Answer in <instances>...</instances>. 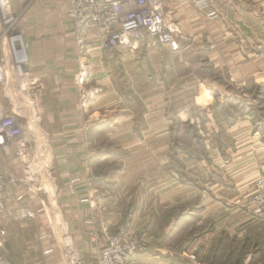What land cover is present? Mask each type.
Segmentation results:
<instances>
[{"label":"crops","instance_id":"1","mask_svg":"<svg viewBox=\"0 0 264 264\" xmlns=\"http://www.w3.org/2000/svg\"><path fill=\"white\" fill-rule=\"evenodd\" d=\"M205 1L207 6L201 7L195 0H166L168 16L184 35L193 39L192 46L184 50V57L178 59L177 52L150 35L133 41L131 46L112 49L125 60L148 54L159 78L144 77L140 68L141 76L131 79L118 80L105 74L102 79H93L101 70L100 65L96 68L94 64L102 59L103 49L98 43L91 45L86 54L90 68L88 80H96L94 86L102 87L90 108L83 110L78 105L75 79L81 55L67 15L68 0H10L17 31L28 49L29 79L27 87L21 88L18 77H14L9 43L6 39L0 41L1 60L13 76L5 87L0 84V115L19 108L27 113L44 134L38 159H45L51 167L49 177L44 172L45 182H51L44 191L36 193L22 184L6 190V210L0 217V228L14 261L67 264L61 241L65 232L72 236L89 264H97L106 238L100 232L92 234L98 227L87 221L105 219L115 228L130 212L128 208L133 210L131 228L147 232L144 236L156 247L153 249L158 256H166L159 254L165 252L162 247L166 242L174 243L175 238L192 226L193 215L188 212L189 201L184 198L191 199L195 191L178 181V173L169 168L172 120L165 118L163 107L166 102L171 103L170 116L187 120L189 109L200 101L197 90L211 84L206 74L199 78L190 72L191 76L184 75L178 82L172 75L175 66L187 68L200 62L202 65V56L213 63L214 91L219 103L206 114L221 117L220 128L214 122L216 130L224 131L218 132L224 140L229 138V144L226 141L223 144L226 158L218 152L222 161L217 164L220 167L224 164L221 176L231 170L245 183L252 179L256 162L252 154L263 152L264 144L250 114L239 117L236 104L246 103L247 108L249 104L256 105L250 98L256 87L264 98V0ZM168 55L178 60H171ZM125 66L134 71L131 62ZM164 74L168 76L166 85L175 86L167 91L173 98L165 95L166 89L158 85ZM93 91L98 92L95 87ZM119 102L123 105H114ZM228 103L229 116L226 112L221 114V108L228 110ZM140 113L146 117L144 126L141 117L137 120ZM227 119L234 122L226 124ZM24 130L28 131L27 124ZM0 169L4 173L10 170L21 173L23 165L12 152L1 150ZM102 170L107 171V178L97 174ZM215 191L214 200L202 207V214L207 217L214 213L209 228L211 234L218 235L223 207L217 192L224 191L222 187L217 189V185ZM91 200L102 202L104 210L93 208ZM24 207L34 210V217L22 218L20 211ZM41 207L44 209L38 211ZM51 213L55 215L51 217ZM58 214L63 220L60 223ZM199 219L195 224H203L202 217ZM233 219H238V215L230 218ZM150 254L138 253L134 264H150Z\"/></svg>","mask_w":264,"mask_h":264},{"label":"rangeland","instance_id":"2","mask_svg":"<svg viewBox=\"0 0 264 264\" xmlns=\"http://www.w3.org/2000/svg\"><path fill=\"white\" fill-rule=\"evenodd\" d=\"M16 24L17 18L13 26L10 28L9 33L18 28ZM0 30H3L2 26H0ZM144 38L140 39V41L144 40ZM186 39L187 40L182 41V45L188 44V49L192 46L193 39L190 35H186ZM183 53L184 51H182V53H177L178 59L184 57ZM121 56L122 55L117 51L116 53H113V50H103L101 55L102 59L96 60V63L94 64V67L96 68L100 65L99 67L101 70L98 71L99 76H93V79H102L104 74L107 77L111 76L118 78V80L121 78L125 80L126 78L131 79L133 76L135 77V75H137L136 77L141 76L140 68L143 70L142 75L144 77L150 79L159 78L157 75L159 72L151 67L152 60L149 58L148 54H142L139 59L134 56L130 58L132 60H125ZM168 56L170 57L171 55ZM170 58L171 60H178L172 56ZM1 59L2 58L0 57V61L2 62ZM84 60H87V58L83 59L81 57L79 69L75 74L79 97L78 105L83 110L90 108L96 94L100 92L102 87L100 85L94 86L96 80H88V73H90L88 61L87 68H81L82 64H84ZM135 60L137 63H132ZM197 60L198 59H196L195 62L198 63ZM126 62H131L134 71L126 69ZM202 62H204L202 65L200 62L196 66L190 65L187 68L184 66H175L174 73L173 75L171 74L172 79L176 82H178V78L182 76L184 77V75L191 76L193 73L196 77L203 78L206 74L209 83L212 85H202L199 87L200 89L198 88L197 97L200 101L195 104L196 106L189 109V117L187 120L183 122L181 119L180 121L177 120V117L175 116H170L171 114L169 113H172V108H170L171 103L169 104V102H166V106L163 107V115L166 116L165 118L167 120H172V123H170L172 128H170L169 133L171 141V149H169L168 153L170 161L169 168L178 173V181L189 185L192 190L195 191L191 199L184 198V200L189 201L186 204V208L190 207L188 212H191V215H193V221L190 222L192 226L189 227L184 234L175 238L173 240L174 243L167 244L169 241L166 242V245L162 247L165 249V252L159 253L166 255L164 259L158 256L153 249L156 247L150 245L148 242L149 238L144 236L147 232L144 233L140 230H133L131 228L133 210L130 208H128V211L130 212L122 218V222L117 224L115 228L111 227V224L105 219H99L98 222H95V220L92 219V225L95 226L96 223V226L100 228L104 223L111 234L124 233L136 237L142 245V250L138 253L140 254L145 251L151 253L152 261L150 264H264V150L260 154L256 155L254 152L252 154L254 160L256 159V162L253 177H251L252 179L248 183L243 182L241 178H237L231 170L227 172L225 171V173L223 172L224 175L221 176L220 169L224 164H221V167L217 164L218 161H222L219 158L218 152L220 151L222 157L226 158V150H224L225 147H223V144L225 141L229 144V138L224 140V138L220 136L224 131L216 130L218 129L217 125H220L219 128L222 126L223 120L221 117L217 115L209 117L208 114H206L208 113V109L215 110L219 103L216 99V92L214 91L216 74L213 63L209 62V58L205 56H202ZM171 63L178 65L175 61H171ZM81 69L86 72V74L83 75L82 83H80L79 79V76H81L79 75ZM135 69H137L136 72ZM191 69L193 71H191ZM162 71L164 72L165 70ZM25 72L26 75L14 74V77H18L20 87L23 89L27 87L29 69H26ZM161 77L163 80H160L161 84L158 85L166 89L165 95L170 96V93L167 91H170L175 86L170 85L172 83L166 85L168 82V76L166 74L161 75ZM11 78H13V76H11ZM94 87L97 88L98 92L95 93L93 91ZM127 90H129V88L125 91ZM89 92H91L92 95L85 99L84 94ZM170 98H173V96H170ZM250 98L252 101L254 100V103L256 101V105L249 104L247 108L245 106L246 103L236 104L239 113H241L239 117L244 113L250 114L251 121L253 122L256 131L260 133L261 140L264 144V98L261 97V92L258 91V87L250 92ZM85 102L86 105H83ZM181 102L183 103V100H181ZM114 105L121 106L123 105V102L114 103ZM227 105L229 107L230 103ZM230 108L231 107H229L228 110L221 108V114L229 111ZM9 112L5 113V115L10 114ZM102 116L104 115L102 114ZM102 118L103 117L97 119L100 120ZM139 118L143 122L142 126H144L146 122L144 121V118L146 120L145 115H141L140 113V116L137 119L138 121ZM211 119L213 120V123H211ZM225 121L227 122L226 124H232L234 122L231 121V119ZM214 122L217 125H215ZM219 131L221 132L220 134L218 133ZM97 174L105 178L108 177L106 170H102ZM239 175L245 176V174L241 173ZM216 185L217 189L222 187L224 191L222 193L217 192V195H221L220 203H222L223 207V211L220 213V221L222 224L219 225L218 235L211 234L212 228H209V225L214 222V213H210L207 217H204L202 214V207H204L210 199L214 200L215 198ZM90 204L93 208L104 210V206L100 201H98L97 204V202L95 203L91 200ZM177 208L178 211H180V207L178 206ZM175 213L178 212L175 211ZM235 214L238 215V219L230 220ZM53 215L55 214L51 213L50 216L53 217ZM1 216L2 215H0V217ZM46 217L47 219L50 218L49 215H46ZM199 217H202L203 219V224L201 225L195 224L200 221ZM60 218L61 216L58 214V223L63 221ZM64 234L65 232L62 233L61 236H64ZM3 236L4 232L2 228H0V239L3 242V245L0 248V255L9 262V264H21L14 261L15 259H13L14 257L11 254L10 255L13 258L10 257L8 252H12V250L10 246H5ZM146 238H148V241Z\"/></svg>","mask_w":264,"mask_h":264},{"label":"built area","instance_id":"3","mask_svg":"<svg viewBox=\"0 0 264 264\" xmlns=\"http://www.w3.org/2000/svg\"><path fill=\"white\" fill-rule=\"evenodd\" d=\"M201 7L207 6L205 0H195ZM68 18L71 22L75 41L83 59L88 48L98 43L104 51H111L119 46H131L145 36H152L171 51L181 53L188 44L182 45L186 35L168 16L166 0H68ZM215 13H212L213 16ZM0 41L7 40L10 46L13 71L17 75H26L29 55L25 39L15 29L9 33L16 16L11 11L10 0H0ZM82 69L79 72L80 83L83 82ZM77 76V79H78ZM10 69L0 61V84L5 87L10 80ZM84 94L85 99L89 98ZM86 105V102L83 104ZM10 114L0 115V151L12 152L23 165L22 172L10 170L4 173L0 169V215L6 210V190L9 186L26 185L33 192L44 191L51 185L44 180L50 176L49 162L39 160L44 145V134L34 126L27 113L21 108ZM27 124L28 131L24 130ZM44 207L38 211L43 210ZM22 218L34 217L35 211L24 207L20 211ZM87 223L92 224V220ZM101 232L106 243L100 249L97 264H134V258L142 250L140 241L124 233L111 234L103 223L91 233ZM67 264H89L87 257L77 246L71 235L62 236ZM3 245L0 239V248ZM0 264H9L0 255Z\"/></svg>","mask_w":264,"mask_h":264},{"label":"bare ground","instance_id":"4","mask_svg":"<svg viewBox=\"0 0 264 264\" xmlns=\"http://www.w3.org/2000/svg\"><path fill=\"white\" fill-rule=\"evenodd\" d=\"M88 67H89V65H88ZM81 68H83V69L87 68V60H84V64H82ZM83 73H85V71H83ZM88 95H92L91 92H89Z\"/></svg>","mask_w":264,"mask_h":264}]
</instances>
